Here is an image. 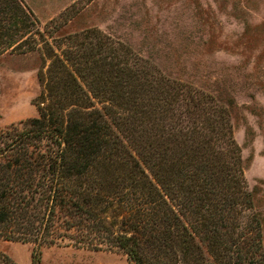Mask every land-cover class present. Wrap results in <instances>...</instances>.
<instances>
[{
    "label": "trees",
    "instance_id": "1",
    "mask_svg": "<svg viewBox=\"0 0 264 264\" xmlns=\"http://www.w3.org/2000/svg\"><path fill=\"white\" fill-rule=\"evenodd\" d=\"M36 23L0 0V55L42 60L37 115L0 129V239L104 245L128 264H264L229 105L99 28L62 47Z\"/></svg>",
    "mask_w": 264,
    "mask_h": 264
},
{
    "label": "rangeland",
    "instance_id": "2",
    "mask_svg": "<svg viewBox=\"0 0 264 264\" xmlns=\"http://www.w3.org/2000/svg\"><path fill=\"white\" fill-rule=\"evenodd\" d=\"M48 39L99 28L162 71L227 106L233 138L260 220L264 256V0H21ZM38 52L0 55V129L37 115ZM128 264L104 245L58 241L38 246L0 239L16 264Z\"/></svg>",
    "mask_w": 264,
    "mask_h": 264
}]
</instances>
